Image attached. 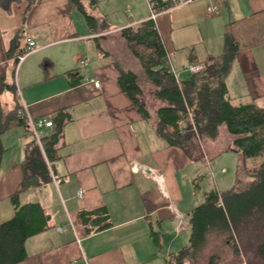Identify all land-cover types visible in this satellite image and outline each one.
I'll list each match as a JSON object with an SVG mask.
<instances>
[{"label":"crops","instance_id":"crops-1","mask_svg":"<svg viewBox=\"0 0 264 264\" xmlns=\"http://www.w3.org/2000/svg\"><path fill=\"white\" fill-rule=\"evenodd\" d=\"M210 2L191 0L154 20L167 59L178 72L189 53L198 61L221 53L225 24L255 12L264 19V0H218L216 13L207 11ZM99 4L88 8L84 1L86 11L98 19L93 30L68 0L0 2V81L14 86L0 90V105L10 110L22 101L33 119H51L52 126L39 129L41 140L59 127L50 161L41 149L51 180L19 194L20 204L37 202L43 208L45 227L27 237L26 256L18 264H172L188 245L193 208L209 193L221 194L200 181L201 161L214 154L219 133L224 145L218 150L236 151L224 125L215 138L193 137L184 149L156 135V108L144 118L121 91L118 69H132L113 52L122 40L120 29L147 19L149 11L135 18L124 7L125 19L111 22L110 11ZM27 38L36 49L17 63ZM122 52L128 54L127 48ZM175 52L183 54L180 63ZM225 86L231 104L264 107V41L237 52ZM25 133L16 125L1 135L0 221L12 215L8 198L23 176Z\"/></svg>","mask_w":264,"mask_h":264},{"label":"trees","instance_id":"trees-1","mask_svg":"<svg viewBox=\"0 0 264 264\" xmlns=\"http://www.w3.org/2000/svg\"><path fill=\"white\" fill-rule=\"evenodd\" d=\"M19 0H0L8 4ZM29 5L38 0H27ZM85 0H68L72 9L82 13L87 25L97 29L98 19L90 15ZM87 7H95L97 0H86ZM157 5L169 7L170 0H157ZM260 13L239 18L225 24L223 48L217 55H207L198 61L189 53L188 61L203 63L204 68L182 80H176L167 69V54L154 21L144 19L120 29L127 47L140 63L142 74L154 85V95L160 100L156 108L155 133L167 144L186 148L193 137L215 138L221 125L232 137V147L241 156L259 158L258 163L247 169L249 182L241 184L238 178L221 194L209 193L205 200L193 208L190 214L188 245L174 256V264H189L211 237L217 246H228L235 257L246 256L264 260V107L255 102L233 105L227 98L225 77L237 52L264 41V19ZM105 23L103 21V27ZM23 51L17 54H22ZM118 84L144 118L149 111L142 102L139 74L130 69H118ZM13 90L14 86L0 81L1 89ZM19 105L5 110L0 105V161L5 151L1 135L7 129L20 125L28 136L20 162L22 179L9 195L12 206L10 218L0 221V264H18L25 256L27 237L45 227V214L37 202L19 203V194L31 187L49 182L51 176L41 149L33 138L24 118L17 116ZM180 121L184 123L180 125ZM59 127L42 138V149L47 158L54 156L53 145L57 141ZM83 219L88 220L84 214ZM217 249L207 254L205 264H220ZM247 257V256H246ZM173 264V263H172ZM236 264H247L238 262Z\"/></svg>","mask_w":264,"mask_h":264},{"label":"rangeland","instance_id":"rangeland-1","mask_svg":"<svg viewBox=\"0 0 264 264\" xmlns=\"http://www.w3.org/2000/svg\"><path fill=\"white\" fill-rule=\"evenodd\" d=\"M98 3L99 0H97V4ZM123 3H125V6H121ZM99 5H101L102 10L105 9L107 11H110L108 16L111 22H114V20L120 21L118 20L119 18L125 19L124 13L122 12L124 7H128L130 11L133 12L135 18L139 13H148L149 11L147 0H100ZM132 6L135 7V11ZM111 9H114L115 11ZM137 23L138 22H135V24ZM115 44L116 49L113 50V52L115 54L116 60H118L120 63L123 62V66L129 67L139 74V85L142 90L141 100L143 104L147 107V109L155 110V108L159 106L160 100H158L154 95V85L141 73L142 68L140 66V63L137 58L134 57V55L131 53L130 49L126 47L125 39L122 37V40L119 41L118 44ZM123 47L124 49L127 48L128 54L125 55L122 52ZM191 49L195 50V47H191ZM173 55L175 57L176 62L180 63L179 58H181L183 54H181V52H175ZM172 57L173 56L171 55V60ZM188 63L182 61V67L178 68L177 66H175L176 69H179V72L174 69L179 79H181L180 77L184 79L190 75V71L186 69ZM180 125L183 126L184 123H180ZM13 132L14 131H10L9 134H12ZM15 138L16 137H14V139ZM217 142L218 147H216L214 154L211 155L212 152L209 153V160L207 162L204 161V164L200 160L202 170V176L200 177V181L205 182V185L209 184L210 187H216V190L222 193L226 189H229L233 186L235 181L234 179L236 178L240 180L241 184L249 182L251 180V176L248 174L247 169L258 163L259 158H246L242 161L241 156L238 154V152L234 151L233 149L225 150L221 148L220 150H218L219 147L224 145V137L221 133H219ZM15 146L16 142L14 141V144H11L9 146V150H15ZM202 193V190H200L198 193L199 196L197 195L198 201L202 200ZM215 249H217L216 253L220 254V259L222 260L220 264H236L241 261L246 262L247 264H264V260H260L257 257L255 258L251 250L247 252V257L244 255H242L241 258L235 257L230 247L223 245H219L216 247V242L211 237L208 239L205 247L198 254L196 261L193 263L190 261L189 264H205L207 254L211 251H214Z\"/></svg>","mask_w":264,"mask_h":264},{"label":"built area","instance_id":"built-area-1","mask_svg":"<svg viewBox=\"0 0 264 264\" xmlns=\"http://www.w3.org/2000/svg\"><path fill=\"white\" fill-rule=\"evenodd\" d=\"M188 1H191V0H170V6L164 7L162 5L158 6L157 0H147V5L149 8V14H148L147 18L154 21L156 19V17L160 14V12L167 10V9H170V8H176V7L186 3ZM217 2H218V0H213V2H210L207 5V11L209 13H216L217 8H218ZM26 43H27V46H26L25 51L22 54L18 55L16 58L17 63L19 61H21L25 55H27L28 53H30L36 49L35 42L33 40H31L30 38L26 39ZM85 61H86V59H82L79 62L84 63ZM166 63H167L168 71L171 72L173 74L174 78L178 81L177 73L174 71V69L170 65L168 59H167ZM203 68H204L203 63L190 62L186 66V69L188 71H190V73L198 72V71L202 70ZM86 80L91 82L95 87L99 86V82L92 77H88ZM16 114L18 117L24 118L26 120L28 128L31 131L33 138L35 139L39 148L42 149V141H41V137L39 136V129L42 127L52 126V120L47 119V118H43V117L33 119L27 113L26 107L22 101L19 103V108L17 109ZM180 123H183V122L180 121ZM51 175H52L53 179L57 178V176L55 174H51ZM82 194H83V190H81V189L77 190V192H76L77 197H81ZM72 264H77V263H72Z\"/></svg>","mask_w":264,"mask_h":264}]
</instances>
